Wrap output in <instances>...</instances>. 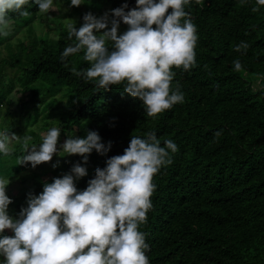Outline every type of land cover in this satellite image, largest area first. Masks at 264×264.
Wrapping results in <instances>:
<instances>
[{
	"label": "trees",
	"instance_id": "trees-1",
	"mask_svg": "<svg viewBox=\"0 0 264 264\" xmlns=\"http://www.w3.org/2000/svg\"><path fill=\"white\" fill-rule=\"evenodd\" d=\"M87 2L103 6L110 19L112 9L137 7L136 0H83L84 8ZM253 7L259 10L253 12ZM25 10L29 17L8 13L12 32L24 31L23 38L17 37L12 46L11 35L0 36V45L8 49L0 58V131L30 135L31 143L39 144L44 135L40 130L56 127L58 146L74 127L79 138L95 131L111 147L103 155L93 150L87 163L80 155H68L55 168L32 173L31 184L16 195L6 190L12 201L8 214L17 219L29 193L39 195L45 183L71 173L77 163L87 174L75 179V186L85 190L97 168L124 154L132 136L147 139V133L155 132L161 146L170 139L178 151L170 153L172 163L154 177L153 208L140 227L147 233L150 264H264V6L256 0H202V6L191 0L185 6L197 28V64L189 71L173 69L172 87L179 82L184 102L156 117L147 116L143 102L124 92V84L105 90L74 75L72 67L86 70L90 65L82 60L83 52L61 61L63 50L75 43L74 37L67 38L66 24L59 21L58 35L39 37L30 26L38 6L29 0ZM86 13L80 9L73 14L77 29ZM119 25L129 27L123 21ZM241 41L250 45L243 54L234 50ZM235 60L242 64L239 72ZM5 67L14 74L8 75ZM17 92L29 98L22 102L25 108L15 112L11 96ZM220 130L222 135L216 137ZM12 147L11 156L0 154V177L10 179L33 168L30 163L15 165L23 150L16 141ZM4 235L14 233L6 229L0 233Z\"/></svg>",
	"mask_w": 264,
	"mask_h": 264
},
{
	"label": "clouds",
	"instance_id": "clouds-1",
	"mask_svg": "<svg viewBox=\"0 0 264 264\" xmlns=\"http://www.w3.org/2000/svg\"><path fill=\"white\" fill-rule=\"evenodd\" d=\"M32 2L42 14L59 10L53 0ZM82 3L83 0H71V6ZM190 3L191 0H136L137 7L127 12V4L112 9L111 19L108 12L100 18L86 13L78 29L70 20L65 26L67 38L74 37L75 43L63 50L61 61L83 52L82 60L90 67H72L74 75L105 90L110 85L124 84V92L143 102L147 116L156 117L184 102L179 82L173 90V69L189 71L197 64V28L191 12L185 11ZM195 3L202 6V0ZM28 4L29 0H0V36L12 33L9 12L30 16L25 10ZM256 5L264 6V0H256ZM258 10L252 8L253 12ZM121 21L129 27L117 35ZM249 46L241 41L234 50L243 54ZM233 64L235 71H241L239 60ZM59 135V128H51L37 147L31 143L30 135L21 137L0 131V154L11 156L15 151L13 141L19 142L23 154L16 158L15 165L30 163L35 168L50 162L58 153ZM214 135L220 137L222 130ZM60 147L59 155H80L87 163L93 150L103 155L111 142L105 146L97 132L89 131L86 138L69 137ZM177 151L178 146L170 139L161 146L155 132L147 133V139L132 136L124 154L110 157L106 167L97 168L85 190L78 191L75 186L74 180L87 174L86 168L77 163L71 173L45 183L39 195L29 193L27 207L20 210L18 219L7 211L12 202L6 195L9 177H0V233L6 229L14 233L0 236L4 264H150L147 233L140 227L147 224V214L153 208V179L162 167L172 163L171 154Z\"/></svg>",
	"mask_w": 264,
	"mask_h": 264
},
{
	"label": "rangeland",
	"instance_id": "rangeland-1",
	"mask_svg": "<svg viewBox=\"0 0 264 264\" xmlns=\"http://www.w3.org/2000/svg\"><path fill=\"white\" fill-rule=\"evenodd\" d=\"M55 2V3H54ZM59 4H56V0H53L54 6L58 7V11H52L50 10L48 14H42L39 12L34 18H31L30 20V26L32 28H35V31L39 37H44L47 34L49 35V32L54 33V35H58L62 33L61 27L60 29L58 28V23L59 21H63L65 24L69 23V20H74L75 18L73 14L79 13L80 9H85V11L90 12L91 14L95 15H100L101 13L107 12L106 9L103 10V6L97 5V4H91L87 2L85 5V8L83 6V3L80 6H71V0H58ZM79 8V9H78ZM72 15V16H71ZM100 18V17H98ZM62 26L65 28V25L62 24ZM108 27L110 28L111 25L109 24ZM128 30L127 27L119 25L118 30H117V35H122L124 32ZM101 32L103 30H100ZM13 33V32H12ZM11 33L10 37V42L12 43V46L14 43L17 41L18 38H23L24 36V31H15L13 34ZM8 54V49L5 46L4 43L0 45V58L6 57ZM5 71L8 73V75H13L14 70L9 69L8 67H5ZM29 98V94L26 93H20L17 92L15 93L14 96H11V103H12V108L15 110V112H18L19 109L22 108V110L25 108L24 105H22L23 101H26ZM49 101V99H48ZM6 103H2V113L5 112L6 108ZM45 105V104H42ZM28 112L32 113L31 110L28 108ZM40 111L41 108L39 107ZM39 123H41L40 116L38 118ZM4 124H6V120L1 119ZM21 120V119H20ZM19 120V121H20ZM34 121V120H33ZM22 122L19 123V126L21 127ZM52 126L50 125L49 128ZM5 130V129H3ZM2 130V131H3ZM10 133V132H9ZM40 133L46 134L47 132L44 130H40ZM11 134V133H10ZM69 137L76 138L78 137L76 135V129L73 127L71 130H67L64 135L61 137L60 145L57 146L58 153L54 154L52 157V160L50 162H42L38 167L35 168H28L26 171L16 175L13 178L9 179V183L6 186V190L10 195H16L19 192V189L21 187L29 186L31 184L32 177L31 174L36 172V171H41V170H47L49 168H53V164H57V162H60V160L64 159L67 154L65 155H59V152L62 151V148L60 147L63 145L66 139ZM37 144V143H36ZM40 144V143H39ZM39 144H37V147H39ZM58 165V164H57ZM22 177H24L25 180H22ZM19 218V216H18ZM17 218V219H18ZM0 264H4V257L0 255Z\"/></svg>",
	"mask_w": 264,
	"mask_h": 264
}]
</instances>
